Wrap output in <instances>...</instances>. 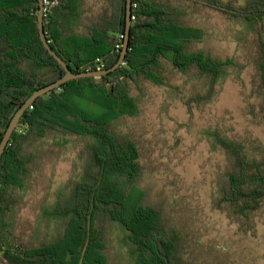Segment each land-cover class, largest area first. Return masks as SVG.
Returning a JSON list of instances; mask_svg holds the SVG:
<instances>
[{
  "label": "trees",
  "instance_id": "obj_1",
  "mask_svg": "<svg viewBox=\"0 0 264 264\" xmlns=\"http://www.w3.org/2000/svg\"><path fill=\"white\" fill-rule=\"evenodd\" d=\"M54 1L44 16L52 48L75 72L113 67L127 34V0ZM170 1L132 0L128 51L121 65L106 75L62 84L39 96L21 117L0 164V251L10 263L79 264L90 237L83 264H112L113 227L126 236L137 264H193L181 239L165 226V202H153L141 185L145 166L139 141L118 124L139 116L146 82L175 88L168 66L208 89L189 98L191 105V99L211 100L229 68L246 64L199 46L205 30L187 22L183 9ZM201 1L256 30L257 55L252 56L264 122V0ZM39 10V0H0V142L23 103L65 74L40 37ZM214 137L228 161L219 202L249 226L264 203V146L249 151L239 140L219 132ZM70 146L78 154L73 175L53 200L43 202L32 238L17 236L15 211L21 208L27 180L44 159Z\"/></svg>",
  "mask_w": 264,
  "mask_h": 264
},
{
  "label": "rangeland",
  "instance_id": "obj_2",
  "mask_svg": "<svg viewBox=\"0 0 264 264\" xmlns=\"http://www.w3.org/2000/svg\"><path fill=\"white\" fill-rule=\"evenodd\" d=\"M170 2L183 9L187 22L205 30L199 46L246 65L229 68L226 78L215 85L211 100L191 99V105L186 103L189 98L205 95L208 89L195 77L168 66L175 88L146 82L141 113L122 119L118 127L139 141L145 166L141 185L153 202H165V226L181 239L193 264H264V203L249 226L237 220L229 206L220 204L219 182L228 161L214 137L219 132L241 141L249 151L264 146L263 99L252 56L257 55L256 30L201 0ZM77 157L70 146L37 166L38 172L22 192L21 208L15 211L17 236L32 238L43 202L53 200L73 175ZM110 232L111 263L137 264L126 236L113 227Z\"/></svg>",
  "mask_w": 264,
  "mask_h": 264
},
{
  "label": "water",
  "instance_id": "obj_3",
  "mask_svg": "<svg viewBox=\"0 0 264 264\" xmlns=\"http://www.w3.org/2000/svg\"><path fill=\"white\" fill-rule=\"evenodd\" d=\"M39 5H40V10H39V15H38V20H39V29H40V37L43 41V44L45 46V48L48 50V52L50 54H52L58 61L59 63L62 65L63 69L65 70V74L64 76H62L61 78H59L58 80L44 86L41 87L40 89L36 90L24 103L23 105L16 111V113L14 114V116L12 117L4 135L3 138L0 142V164L2 162V158H3V154L6 151L7 145L9 143V140L11 139L12 134L14 133L15 129L17 128L21 117L23 116V114L26 112L27 108L39 97L42 96L46 93H48L49 91L61 86L62 84L70 81V80H74V79H80V78H85V77H94V76H102V75H106L114 70H116L121 63L123 62L126 53L128 51V43H129V39H130V32H131V25H132V21H131V14H132V0H127V34H126V38H125V42H124V46H123V50L121 52V56L119 61L111 68H106V69H97V70H91V71H84V72H75L73 71L70 66L68 65V63L57 53L56 50H54L50 44V42L48 41V38L46 36V32L44 29V16H43V12H42V7H43V0H39ZM91 227V221H89V228ZM90 234V232H89ZM90 242V237H88L86 244L83 248L82 251V256L80 259V263L79 264H83V260L85 257V254L87 252L88 249V245Z\"/></svg>",
  "mask_w": 264,
  "mask_h": 264
},
{
  "label": "built area",
  "instance_id": "obj_4",
  "mask_svg": "<svg viewBox=\"0 0 264 264\" xmlns=\"http://www.w3.org/2000/svg\"><path fill=\"white\" fill-rule=\"evenodd\" d=\"M55 5H56V1L54 0H43V7H42L43 16H47Z\"/></svg>",
  "mask_w": 264,
  "mask_h": 264
},
{
  "label": "flooded vegetation",
  "instance_id": "obj_5",
  "mask_svg": "<svg viewBox=\"0 0 264 264\" xmlns=\"http://www.w3.org/2000/svg\"><path fill=\"white\" fill-rule=\"evenodd\" d=\"M66 252L71 253V251H66ZM6 257H7V255H6L5 250L0 251V264H14V263H10V261H8V259Z\"/></svg>",
  "mask_w": 264,
  "mask_h": 264
},
{
  "label": "crops",
  "instance_id": "obj_6",
  "mask_svg": "<svg viewBox=\"0 0 264 264\" xmlns=\"http://www.w3.org/2000/svg\"><path fill=\"white\" fill-rule=\"evenodd\" d=\"M101 5V3H98V7Z\"/></svg>",
  "mask_w": 264,
  "mask_h": 264
}]
</instances>
